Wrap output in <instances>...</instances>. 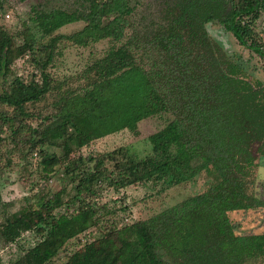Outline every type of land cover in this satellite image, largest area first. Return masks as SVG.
Instances as JSON below:
<instances>
[{
    "label": "trees",
    "instance_id": "1",
    "mask_svg": "<svg viewBox=\"0 0 264 264\" xmlns=\"http://www.w3.org/2000/svg\"><path fill=\"white\" fill-rule=\"evenodd\" d=\"M8 1L0 0V10ZM152 1L81 0L69 11L30 15L39 38L49 39L35 48L36 37L26 27L15 35L22 39L20 57L34 67L27 80L15 73L8 58L11 38L0 26V131H7L18 158H37L41 178L61 167L73 193L68 202L57 191L36 208L3 215L2 243L25 233L35 238L11 264H48L67 241L98 226L88 198L104 188L117 192L142 183L169 188L202 172L213 180L205 192L147 220L104 228L101 238L122 237L119 264H245L264 257V234L236 235L227 217L264 205L247 194L256 155L264 157V86L251 82L250 71L205 28H223L264 60L254 31L264 0H158L155 12ZM76 22L83 23L77 32L52 36ZM102 40L108 50L81 72L80 90L61 92L50 104L54 112L35 118V126L27 123L34 122L28 106L52 89L46 70L59 53L57 43L86 47ZM150 117L162 118L164 125L146 138L147 156L126 157L123 147L82 155L97 138L122 130L137 134V123ZM108 160L112 169L106 168ZM65 203L70 213L54 212ZM0 205L9 206L1 200ZM63 264L101 263L69 257Z\"/></svg>",
    "mask_w": 264,
    "mask_h": 264
},
{
    "label": "rangeland",
    "instance_id": "2",
    "mask_svg": "<svg viewBox=\"0 0 264 264\" xmlns=\"http://www.w3.org/2000/svg\"><path fill=\"white\" fill-rule=\"evenodd\" d=\"M81 0H25L18 2L10 0L2 2L0 10V26L4 28L11 38L12 48L8 58L17 73L23 80H27L33 73L34 67L24 61L19 54L18 46L22 39L15 36L26 27L27 33L35 38V48L48 42L49 37L39 38V33L33 28L29 16L38 12L64 9L69 11ZM146 1V0H142ZM158 0H153L152 12L157 10L155 5ZM155 3V4H154ZM4 4V5H3ZM7 16V17H6ZM82 22H76L56 30V34L70 35L80 30ZM210 39L218 44L231 58H238L243 67L250 71L251 82L264 86V60L258 58L248 49L239 46L233 37L221 27L206 25ZM254 31L264 48V14L254 24ZM128 33V31H127ZM34 40V39H33ZM106 40L90 44L86 47L71 45L63 41L57 43L59 52L54 57L53 63L47 67V73L52 80L50 93L34 106H28V112L34 115L27 123L35 126V118L42 119L52 113L50 104L58 98L61 92L68 89L77 90L84 82L80 74L94 60L102 58L108 50ZM1 89V87H0ZM80 90V89H78ZM77 92V91H76ZM54 112V111H53ZM38 116V117H37ZM164 125L162 118L150 117L137 123V134L127 130L106 135L91 141L81 149L83 156L89 154H108L123 147L124 155L135 159L143 158L149 154V145L146 138L159 130ZM9 140L7 131H0V200L9 206L0 205V222L3 215L18 214L29 208H36L41 200L51 197L55 192H61L62 202H68L73 196L70 186L63 174L62 168L55 166V173L48 179H43L37 174V158L26 156V159L17 157V150ZM54 155H59V148H53ZM255 153V151H254ZM106 168L112 169L113 162L106 161ZM252 184L247 194L264 203V157L256 155L251 171ZM213 180L206 173H200L192 179L179 185L164 188L157 184H136L120 189L117 192L111 189H102L93 198H88L89 204L94 207L98 215V226L91 227L77 237L67 241L62 249L48 264H63L69 257L83 261L93 258L101 264H119L118 260L125 253L122 237L115 233L101 238L104 228L129 225L132 222L147 220L160 211L170 208L188 197L205 192ZM105 208L106 210L102 209ZM70 203L63 204L54 212L70 213ZM231 224L235 226L236 235L264 234V205L258 208L233 211L227 214ZM35 238L28 233L23 234L16 242L4 244L0 241V264H11L22 252L34 244ZM137 251L135 250L134 253ZM245 264H264L263 258L249 260Z\"/></svg>",
    "mask_w": 264,
    "mask_h": 264
},
{
    "label": "built area",
    "instance_id": "3",
    "mask_svg": "<svg viewBox=\"0 0 264 264\" xmlns=\"http://www.w3.org/2000/svg\"><path fill=\"white\" fill-rule=\"evenodd\" d=\"M7 17V16H6Z\"/></svg>",
    "mask_w": 264,
    "mask_h": 264
}]
</instances>
